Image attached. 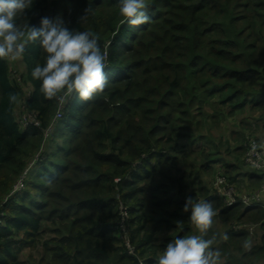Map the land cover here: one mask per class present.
Here are the masks:
<instances>
[{"label":"trees","instance_id":"16d2710c","mask_svg":"<svg viewBox=\"0 0 264 264\" xmlns=\"http://www.w3.org/2000/svg\"><path fill=\"white\" fill-rule=\"evenodd\" d=\"M146 3L150 22L139 26L124 22L119 0H33L17 18L39 27L41 18L59 15L70 30L96 34L107 53L108 86L92 101L69 100L25 189L11 196L43 146L57 102L46 100L31 76L44 63L38 42L23 57L27 97L8 61L0 60V264H32L20 251L41 241L44 222L56 218L70 221L59 240L45 243L46 257L37 264H156L171 240L193 235L191 210L183 211L188 197L212 203L213 223L246 221L264 229V207H226L199 178L188 184L190 177L177 167L186 144L209 149L196 140L199 121L218 123L206 114L209 98L217 96L230 115L264 89V0ZM10 93L17 96L14 104ZM21 103L38 113L40 128L20 127L15 109ZM219 164L227 175L228 167ZM246 173L259 188L264 173ZM121 208L132 252L119 236ZM213 236L221 264H264V234L250 248L244 247L246 230L218 234L212 225L203 238Z\"/></svg>","mask_w":264,"mask_h":264},{"label":"clouds","instance_id":"9594fccd","mask_svg":"<svg viewBox=\"0 0 264 264\" xmlns=\"http://www.w3.org/2000/svg\"><path fill=\"white\" fill-rule=\"evenodd\" d=\"M33 0H0V60H22L28 45L38 42L44 53L43 65L37 63L31 72L40 81V93L46 100H55L63 108L69 100L92 101L108 86L107 53L102 51L99 37L91 31L70 30L64 19L43 17L40 26L20 25L17 18L24 17ZM146 0H119V14L130 26L150 22ZM89 9L80 17L86 21ZM9 103L17 96L9 94ZM264 142H251L249 156L258 163L264 159ZM191 210L190 221L201 235H188L171 240L158 256L156 264H221V252L212 246L215 236L203 238L213 225L216 210L211 202L188 197L183 211ZM182 228V223L177 222ZM223 239L227 240L225 235ZM245 248H250L246 242Z\"/></svg>","mask_w":264,"mask_h":264},{"label":"crops","instance_id":"0c3cea01","mask_svg":"<svg viewBox=\"0 0 264 264\" xmlns=\"http://www.w3.org/2000/svg\"><path fill=\"white\" fill-rule=\"evenodd\" d=\"M19 61H21L22 67L25 71L26 68L23 59ZM8 63L10 65L9 61ZM27 91L30 93L31 87L26 86L24 89V93H26ZM257 92V96L253 98L251 103H249L246 107L236 110L230 115H227L220 122L221 125L218 128L217 126L207 124L204 127L205 129H199L196 134V140H201L202 142L207 143L206 145L209 147V149L205 150L206 148H208L207 146H205V148H203L205 151H197L194 146H192V149L189 148V145L186 144L189 142H183L184 144H186V149L184 155H182L181 153L178 155L179 161L177 162V167L182 172H184L187 177H190L195 172L196 174H199L198 177L201 184L206 188H209L210 185L208 184L207 186L204 183L201 173L205 172L206 175L213 174L220 169L219 163H224L225 166H227L229 169L232 180L236 182L239 188L247 187L248 190L245 191L251 192L253 191V188H255V186L259 185L253 179L251 180L248 177L246 173L247 166L243 161V154L245 153V142L248 136L252 135L253 137L257 138V132L259 129V138L261 142H264V89H259L257 90ZM19 111L20 104H18L15 109L16 115L19 113ZM228 116L231 117L227 118ZM228 119L233 120V122L229 124ZM225 129L226 132H224ZM206 135L209 136L208 140H206ZM194 144H196V142ZM210 181H212V178ZM210 181L209 183L212 184L213 181ZM262 183H264V177L262 179ZM209 189L211 190V188ZM233 222L229 221L224 223L232 224ZM257 225L260 227V224ZM260 230L261 234L258 237V241L256 240L255 242H253L250 238V245L260 243L261 237L264 234V229L260 227ZM215 232H217L218 234L224 233H220L217 230H215ZM194 235L201 234L197 231V233Z\"/></svg>","mask_w":264,"mask_h":264},{"label":"built area","instance_id":"2783aa9c","mask_svg":"<svg viewBox=\"0 0 264 264\" xmlns=\"http://www.w3.org/2000/svg\"><path fill=\"white\" fill-rule=\"evenodd\" d=\"M14 79L23 88L20 76L17 75L16 78ZM24 89L25 88H23V91ZM24 94L27 97L29 95V92L27 91ZM64 107L61 108L60 105L57 103V109L52 118V122L43 131V143H42L43 146L37 152L36 156L29 161L26 168L19 175L9 195L13 196L16 193L21 192L22 190L25 189V183L28 176L31 174L33 168L36 166L37 162L39 161L41 154L45 151L46 142L51 138L54 128L56 127V125L63 116ZM16 119L23 130L28 129L30 127H37V128L41 127V121L38 117V113L34 111L26 110L25 106L22 103L20 104V111L16 115ZM252 141H255L256 143L259 144V142L256 139H251L249 140V142L247 141L248 143L245 144V154L243 156L244 163L249 167L250 170L264 173V159H262L257 163L255 155H252L251 157L249 156L250 145ZM258 151H264V150L258 149ZM212 185H213L211 188L212 193L222 198L224 202V206L226 207H230L235 204H242L244 207H255V206L264 207V185H262V187H260L259 189L253 190L251 192H242L240 189L237 188V186L231 183L229 177L225 174L223 169H219V171L217 172L214 178V182ZM197 200H203V199L198 198ZM127 217H128L127 211L121 208L120 209L121 219L119 221L118 231H119V236L132 252L133 248H131L130 246L129 233L125 224V220ZM256 226L257 224L235 222L232 224V229L236 232L240 230H246L249 234H253L255 232Z\"/></svg>","mask_w":264,"mask_h":264},{"label":"rangeland","instance_id":"374dc122","mask_svg":"<svg viewBox=\"0 0 264 264\" xmlns=\"http://www.w3.org/2000/svg\"><path fill=\"white\" fill-rule=\"evenodd\" d=\"M10 62V61H9ZM10 68H11V74H12V77L13 78H16V76L17 75H19L20 76V78H21V83H22V85H23V88H25L26 87V84L23 82V77H24V75H25V71H24V68L22 67V64H21V61H15V62H10ZM261 84H263V81L261 82ZM208 100H210V104L211 105H208L207 107H206V114L207 115H209V117L211 116V115H215V116H217V118H218V120H216V123L217 124H213V120L212 119H210V118H207L206 119V121H199V124L201 123V128H200V130H202V129H205L204 127L207 125V124H210V125H214V126H217V128L221 125V121L228 115V113L230 112V109L229 108H226V107H221V106H219L218 104H216V102H217V100H218V97L216 96V97H211V98H209ZM225 113V115H223V116H221V115H219L220 113ZM229 117H231V116H228L227 118H229ZM236 117V116H235ZM235 117H234V119H235ZM198 119V118H197ZM232 119V118H231ZM231 119H228V121H229V124H231L232 122H233V120H231ZM199 120H203V118L202 117H200L199 118ZM199 124H198V126H199ZM259 129H258V136H257V138H255V137H253L252 135L251 136H248L247 137V140H246V142H245V144L246 143H248L249 142V140H251V139H256L259 143H261V140H260V138H259ZM198 132V131H197ZM224 132H226V129H225V131ZM208 138H209V136L208 135H206V140H208ZM187 142H189V141H191V139H188V140H186ZM248 141V142H247ZM209 148V147H208ZM220 169H222V167H220ZM226 170V169H225ZM246 170H249V167L247 166V168H246ZM219 171V170H218ZM217 171V172H218ZM217 172H214L213 174H208V175H206L205 174V172H203V173H201L202 174V177H203V180H204V183L208 186V184L210 185V187L209 188H212V184H213V182H214V178H215V176H216V174H217ZM227 175L228 176H231L230 175V173H229V170H227ZM205 174V175H204ZM198 175L199 174H196L195 172L190 176V178H189V180L187 181V183L188 184H191L192 182H193V180L194 179H196V178H199L198 177ZM211 178H212V181H210L211 180ZM159 179V178H158ZM157 179V180H158ZM209 181L210 182H212V184L211 183H209ZM261 186L260 187H262V185H264V183H262V184H260ZM259 187V188H260ZM259 188H253V190H256V189H259ZM238 189H240L241 191H245V190H248V188L246 187V188H238ZM21 192H23V190L21 191ZM21 192H18V193H16V194H20ZM246 192V191H245ZM55 221H45L44 222V224H43V229H42V232H41V236H40V238H41V241H37L36 243H35V245L33 246V247H28V248H25V249H23V250H21L20 251V254H19V256H20V259H23V260H25L26 262H28V263H32V264H34V263H38L42 258H45L46 257V253H45V248H46V245H45V243L46 242H48V241H51V240H59L61 237H62V224H68V222L70 221L69 219H62V220H59V219H54ZM244 223H249V222H244ZM233 224V223H232ZM232 224H230V223H222V221L220 220H217V221H215L214 222V224H213V227H214V229L215 230H217L218 232H220V233H223L225 230H228V229H230V228H232ZM252 224H254V223H252ZM197 229L196 228H194V232H193V235L194 234H196L197 233ZM248 233V232H247ZM261 234V230H260V227L257 225L256 226V229H255V232L253 233V234H249L248 233V235H249V239L251 238V240L253 241V242H255L256 240L258 241V237H259V235Z\"/></svg>","mask_w":264,"mask_h":264}]
</instances>
